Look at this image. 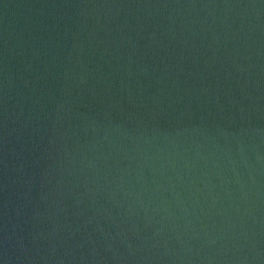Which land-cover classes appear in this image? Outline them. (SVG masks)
<instances>
[{
    "label": "water",
    "instance_id": "1",
    "mask_svg": "<svg viewBox=\"0 0 264 264\" xmlns=\"http://www.w3.org/2000/svg\"><path fill=\"white\" fill-rule=\"evenodd\" d=\"M0 264H264V0H0Z\"/></svg>",
    "mask_w": 264,
    "mask_h": 264
}]
</instances>
